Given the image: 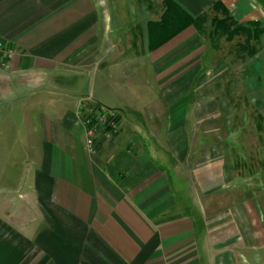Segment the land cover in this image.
<instances>
[{
  "label": "crops",
  "instance_id": "1",
  "mask_svg": "<svg viewBox=\"0 0 264 264\" xmlns=\"http://www.w3.org/2000/svg\"><path fill=\"white\" fill-rule=\"evenodd\" d=\"M170 3L222 19L219 3L235 23L259 24L264 44V0H0V111L23 103L38 135L26 186L0 185L31 189L29 206L0 202V264H201L211 176L191 164L188 126L204 73L227 55L191 28L165 42ZM99 108L119 128L91 152L78 113ZM173 169L199 172L185 182L196 203L172 193Z\"/></svg>",
  "mask_w": 264,
  "mask_h": 264
},
{
  "label": "rangeland",
  "instance_id": "2",
  "mask_svg": "<svg viewBox=\"0 0 264 264\" xmlns=\"http://www.w3.org/2000/svg\"><path fill=\"white\" fill-rule=\"evenodd\" d=\"M201 17L196 27L188 28L197 30L209 48L220 49L227 56L213 60L211 63L215 67L204 73L200 107L195 111V120H191L188 126L194 148L191 164L202 169V174L211 176L205 185L209 189L201 190L211 193L201 201L205 218L202 224L206 225L202 243L195 235L198 256L202 247L201 264H264L262 33L256 27L219 22L213 13ZM241 53L244 55L240 56ZM23 109V103H15L0 111V118H4L6 123L0 121V134H3L0 136L1 186L12 185L16 180L26 186L29 179L32 163L28 147L38 135L34 132V112L30 109V117L25 120ZM78 114L86 113L81 109ZM116 123L115 129L106 127L104 132L111 135L118 130V115ZM169 162L167 167L171 169L174 164ZM180 175L184 176L183 170L165 172L172 193L180 197L185 195L191 203H196L194 191L188 198L185 182L196 183L199 172L191 170L186 179ZM1 186L0 202L4 207L13 210L14 203L16 207L31 205L25 195L31 190L28 187L22 192L14 188L12 191L17 193L13 194ZM188 221L198 223L195 216H190ZM187 264H194V260Z\"/></svg>",
  "mask_w": 264,
  "mask_h": 264
},
{
  "label": "built area",
  "instance_id": "3",
  "mask_svg": "<svg viewBox=\"0 0 264 264\" xmlns=\"http://www.w3.org/2000/svg\"><path fill=\"white\" fill-rule=\"evenodd\" d=\"M6 49L4 44L0 42V51ZM8 55H11V50H7ZM98 114L95 115V112L91 114H84L79 116L80 124L85 128L86 135V146L89 151L92 152V145L95 144L96 140L98 141L101 136L110 137V134H106L104 129L106 127L115 129L117 122V113L112 110H104L99 108L96 111ZM114 132V131H113Z\"/></svg>",
  "mask_w": 264,
  "mask_h": 264
},
{
  "label": "trees",
  "instance_id": "4",
  "mask_svg": "<svg viewBox=\"0 0 264 264\" xmlns=\"http://www.w3.org/2000/svg\"><path fill=\"white\" fill-rule=\"evenodd\" d=\"M174 8L175 6L170 3L168 4V7L165 11V42L177 35L178 33L182 32L183 30L187 29L188 27H196L198 23H200L202 18L201 16L197 18H190L185 14L183 15L182 13H176L174 11ZM213 10L219 11L222 15H224L222 19L218 20L219 22L225 21L235 24V22L227 15L226 11L219 3L213 5ZM247 26L251 28L256 27L261 31V29L259 28V24L257 23H253Z\"/></svg>",
  "mask_w": 264,
  "mask_h": 264
}]
</instances>
